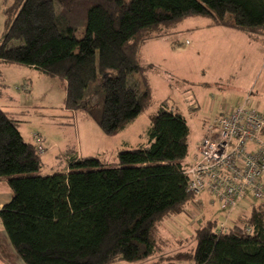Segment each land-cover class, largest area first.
I'll return each instance as SVG.
<instances>
[{
  "label": "trees",
  "instance_id": "obj_1",
  "mask_svg": "<svg viewBox=\"0 0 264 264\" xmlns=\"http://www.w3.org/2000/svg\"><path fill=\"white\" fill-rule=\"evenodd\" d=\"M3 13L0 62L57 78L66 110L83 112L106 136L152 106L140 49L165 29L201 17L212 27L264 35V0H12ZM150 119L147 146L122 149L113 163L71 152L65 169L48 175L36 142L45 145L44 137L27 142L18 116L0 108V183L11 191L0 221L22 262L135 263L160 251L161 224L185 213L196 196L184 172L186 118L165 100ZM223 223L199 225L196 246L161 264H264V202L234 226Z\"/></svg>",
  "mask_w": 264,
  "mask_h": 264
},
{
  "label": "rangeland",
  "instance_id": "obj_2",
  "mask_svg": "<svg viewBox=\"0 0 264 264\" xmlns=\"http://www.w3.org/2000/svg\"><path fill=\"white\" fill-rule=\"evenodd\" d=\"M6 1L10 4L12 0H0V41L4 28L5 17L3 12L7 5V3L5 5ZM208 22L204 18L193 17L183 22V24H180V22L173 28L171 27L172 29L169 28V34L164 39L179 50L174 55L167 54L158 61L155 52L157 47L151 46L152 53L146 54L144 51L143 62H147V60L155 62L153 66L145 65L149 68L147 70L149 75L155 74L151 75L154 83V102L146 112L128 126L123 134L115 136L114 140L106 139L105 141H112L115 146L126 142L123 149L147 146L150 118L152 114L157 112L159 103L162 100L170 99L173 108L187 120L190 135L188 139L189 155L186 161L191 162L196 157L197 147L206 134L205 124L217 116L224 105L231 108L245 102L248 97L247 93L251 90L257 91L251 96L255 98L264 97V56L259 55L260 59L257 57L252 62L248 58L250 54V52H247L248 47L241 46L242 43L237 42L234 44L232 42L235 40L234 36L239 38L245 37V35L231 31L233 36L220 37L217 34L219 30L213 29L208 32L203 28ZM83 35L84 33L80 32L77 37L82 38ZM200 43H203V46L200 45L199 49L192 50L195 45ZM194 56L195 58H193ZM248 60H250L251 65H249ZM15 68L19 69L16 66L12 67V69ZM248 68H251L250 73L245 75ZM42 79L41 81L36 80L34 83L36 85L35 89L30 81L22 80L20 77H17L15 82L13 78L12 83H8V80L4 81V84L0 87V108L7 112H21L18 115L21 124L20 130L27 141L31 140L30 138L34 134H44L45 136L47 134L49 140L66 142L70 147L74 145L71 147L74 150L77 149L80 140L82 144L89 147L87 143L96 136L90 132L88 142L83 138V133L82 137L79 136L81 127L78 126V121L81 122L82 120L79 117H84L83 112L71 111V114H69L71 116H66V118L63 116L62 120L67 124L65 125L66 128L57 129L55 125L53 126L51 123L52 118L64 114L62 112L65 99L64 87L57 78ZM25 84L29 85V88L24 89ZM74 113H78V115L74 117ZM68 127L73 130H68ZM26 129L30 138L25 135ZM45 145L46 151L43 159L46 162V167L42 173L49 175L64 170L65 163L63 168L54 167L55 156L58 151H50V144L48 147L47 142H45ZM112 160L117 162L115 156L114 159L112 156L107 157L105 162L113 163ZM10 197L9 187L5 182H1L0 205L9 202ZM258 202L254 199H243L241 205H244L246 209H250L253 204ZM238 211L237 208L233 212L238 213ZM203 212L201 218H195L199 210L191 206L185 213L163 222L160 226V233L164 243L160 251L151 260L135 263L118 262L115 264H161L162 261H165L167 255L194 248L197 243L194 234L199 224L214 219L224 222L225 216L228 214L220 209L211 210L209 207L204 208ZM231 225V222L227 223L226 228ZM159 256H163L164 259L159 258ZM0 264H25L14 252L1 221Z\"/></svg>",
  "mask_w": 264,
  "mask_h": 264
},
{
  "label": "built area",
  "instance_id": "obj_3",
  "mask_svg": "<svg viewBox=\"0 0 264 264\" xmlns=\"http://www.w3.org/2000/svg\"><path fill=\"white\" fill-rule=\"evenodd\" d=\"M251 102L223 107L207 122L194 162L185 167L188 191L207 194L222 209L232 210L248 197L264 202V110ZM36 142L43 154L44 141Z\"/></svg>",
  "mask_w": 264,
  "mask_h": 264
},
{
  "label": "crops",
  "instance_id": "obj_4",
  "mask_svg": "<svg viewBox=\"0 0 264 264\" xmlns=\"http://www.w3.org/2000/svg\"><path fill=\"white\" fill-rule=\"evenodd\" d=\"M188 19L183 20L180 24H183V22L187 21ZM209 23L210 22H208L207 25H204L203 28L205 30H207L208 32H211L213 29L214 30H219V31H217V34L220 37L233 36L231 31H234V32L241 33V34L245 35L246 38L245 37L236 38V36H234L235 40H233L232 42L234 44L237 43V42L238 43H242L241 46L248 47V51L247 52H250L248 58L252 62H253V60L255 58H257V57L259 58V55H263L264 56V35L259 36V37H251L250 35H248L246 33L239 32V31H236V30H233V29H230V28H226V27H212V26H209ZM181 26H183V25H181ZM172 28H173V26H172ZM172 28L170 27V29H172ZM168 29H165V31H166L165 36L167 34H169ZM185 29L186 30H190V29H187V28H185ZM3 32H4V28H3ZM3 32H2V34H3ZM195 33H197V32L195 31ZM165 36L151 39L150 41H147V42H145L142 45V47L140 49V59H141V62H142V64L144 66L145 65H148V66L155 65V62L153 60H147V62H143V58H144L143 56L145 55L144 51H145L146 54L152 53V47L151 46L157 47L155 52H156V57H157L158 61H160V59H162L167 54L174 55V53L179 51L176 48H174L170 42L167 43L166 39H164ZM200 45L203 46V43L195 45L194 48H192V50L195 51V49H197V48L199 49ZM189 51H191V50H189ZM244 57H246V56L244 55ZM193 58H195V56ZM250 60H248L249 61V65H251ZM14 66H16L19 69H16V68L12 69V67H14ZM148 66H146V67H148ZM250 70H251V68H248V71L246 70L247 72H245V75H246V73H250ZM5 72H7V74H5ZM151 75H155V74H151ZM151 75H149L148 72H147V76H148V79H149V82H150V86L152 88V95H153V91H154L153 84L154 83H153V79L151 78ZM17 77H20L22 80L25 79L27 81H30V83L32 84V87L34 89H35V86H36L34 84L36 82V80L41 81V80H43L42 78H51V77H47L46 75L40 73L39 71L35 70L34 68L24 67V66H19V65L5 64V63L0 62V87L4 84L3 82L6 81V80H8V83H12L13 78H14V82H15ZM25 85H27V84H25ZM61 85H62V87H64V84L62 82H61ZM28 87H29V85H28ZM64 92H65V89H64ZM255 93H257V91L255 92L254 90L253 91L251 90V92L247 93V96H250L251 97L250 100L255 105H257L260 109L262 108L261 110H264V97H260V98L256 97L255 98V97L251 96V95H254ZM165 100H169L170 101V99H165ZM165 100H162V101H165ZM170 103H171V101H170ZM63 105H64V103H63ZM224 107H226V105H224ZM5 112H7V111H5ZM62 112L64 113L62 116H57V117L54 116L52 118V121H51L53 126L55 125V127L57 129L66 128L65 125H63V124H65V121L62 120L63 116H64V118H66V116H71V115H69V114H71V111L66 110L65 107L62 110ZM8 113H13V114H15L17 116L21 114V112H16V113L15 112H8ZM75 115L77 116L78 113H74V117H75ZM79 119H82L81 122L78 121V126L81 127V132H79V136L82 137V133H83V138L86 139L87 142L90 139V137H89V133L90 132L96 136L92 141L87 143V145L89 147H87L86 144L85 145L82 144V141L80 140L79 141V145L77 146V149H78V151H77V149L74 150V149L71 148L74 145H71V147H70V145L68 143H66V142L62 143V142H58V140L57 141L56 140H49L47 134H46V136L44 134H42V136L44 137L45 141L47 142L48 147H49V144H50V148H51L50 151H53V150L58 151L57 152L58 154H56V156H55V165H54V167L63 168L64 167V156L66 157V155H68L71 152L73 154H76V156L78 158L91 157L92 156V157H101L102 160L105 161V159L107 157L112 156V158L114 159V156L116 157L117 152L122 150L123 149V145L126 144V142H123V143L117 144L115 146V145L112 144V141H105V140L106 139L107 140H114L117 136H119V134H123L125 132V130L128 128V126H130V125H128L122 132L117 134L116 137L115 136H106L98 128L96 123L93 122L91 119H89L86 115H84L83 118L79 117ZM20 127H21V124H20ZM67 129L68 130H73L70 127H68ZM20 132H21V130H20ZM25 133H26L25 135H28V137L30 138L29 134L27 133V129H26ZM21 134H22V132H21ZM34 135H36V134H34ZM34 135L31 136V138H30L31 140H29V141H27L25 138L24 139L27 142L34 143V140H33ZM22 136H23V134H22ZM118 145L119 146L122 145V146L119 147ZM196 152H197V150H196ZM43 158H44V156H43ZM115 160H112V162L115 161ZM193 162H194V160L191 161V162H187L186 161V163L188 165L192 164ZM44 163L46 165V162H44ZM53 168H51V169H53ZM200 197L202 199H199ZM246 199L247 200H252L249 197L246 198ZM3 205L4 204H1L0 206L2 207ZM191 206H193L197 210H199V213L196 215L195 218H201L202 217V215H203L202 213H204L203 212L204 208L207 209L209 207L211 210L220 209V206L217 203H215L207 194H203L201 196L196 197L195 201L192 204H190L188 206V208H190ZM1 207H0V209H1ZM237 208L239 209L238 213H235V212L232 211V212L228 213L225 216V218H226L224 220L225 223H223V224H225V226H227V223H229V222L232 223L231 226H234L235 224H237L241 218H243L245 216H248L250 214V211H251L252 207L250 209L249 208L246 209L244 207V205H241V202H240L239 205L236 207V209ZM198 223H200V222H198ZM201 224H204V223H200L199 225H201ZM180 264H183V263H180ZM191 264H193V263H191Z\"/></svg>",
  "mask_w": 264,
  "mask_h": 264
}]
</instances>
